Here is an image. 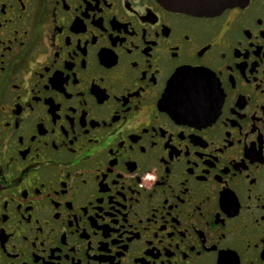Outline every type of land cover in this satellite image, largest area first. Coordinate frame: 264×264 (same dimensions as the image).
I'll use <instances>...</instances> for the list:
<instances>
[{"label":"flooded vegetation","instance_id":"flooded-vegetation-1","mask_svg":"<svg viewBox=\"0 0 264 264\" xmlns=\"http://www.w3.org/2000/svg\"><path fill=\"white\" fill-rule=\"evenodd\" d=\"M0 264H264V0H0Z\"/></svg>","mask_w":264,"mask_h":264},{"label":"water","instance_id":"water-1","mask_svg":"<svg viewBox=\"0 0 264 264\" xmlns=\"http://www.w3.org/2000/svg\"><path fill=\"white\" fill-rule=\"evenodd\" d=\"M166 8L195 15H216L244 0H159Z\"/></svg>","mask_w":264,"mask_h":264}]
</instances>
